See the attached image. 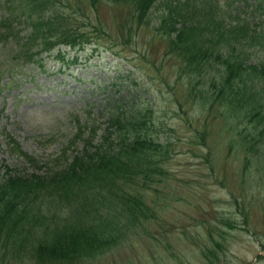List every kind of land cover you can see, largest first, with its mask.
Instances as JSON below:
<instances>
[{
    "label": "trees",
    "instance_id": "obj_1",
    "mask_svg": "<svg viewBox=\"0 0 264 264\" xmlns=\"http://www.w3.org/2000/svg\"><path fill=\"white\" fill-rule=\"evenodd\" d=\"M86 1L96 8L104 0ZM108 1L128 8L125 22L117 24L128 38L139 27H154L153 35L179 60L177 75L185 78L196 109L231 131L245 166L252 165L255 177L264 179V0ZM249 1L252 16L240 9ZM53 3L22 0L20 9L31 19L33 31L17 38L18 51L10 59L39 60L43 51L50 54L60 44L77 48L92 41L99 50L101 43L93 34L111 43L116 37L102 19H88L86 30L77 32L80 25L63 19V12L51 11L48 18L44 12ZM1 36H10V31H1ZM113 105L102 134L97 137L98 130H90L75 141L81 147L70 159L66 150L56 160H42L15 137L6 140L7 151L19 162L0 160L3 259L28 257L46 264L92 259L158 218L148 191L157 190L167 178L164 162L174 142L161 138L153 105L131 104L129 98ZM187 122L194 126L190 117ZM197 133L205 138L206 130ZM226 224L236 225L230 219ZM208 250H203L205 257Z\"/></svg>",
    "mask_w": 264,
    "mask_h": 264
},
{
    "label": "rangeland",
    "instance_id": "obj_2",
    "mask_svg": "<svg viewBox=\"0 0 264 264\" xmlns=\"http://www.w3.org/2000/svg\"><path fill=\"white\" fill-rule=\"evenodd\" d=\"M249 2L240 9L252 16ZM5 7L0 6V15L9 14ZM236 8L237 3L230 5L233 14ZM51 11L63 12V19L80 25L77 32L86 30L88 19H102L116 37L111 43L93 34L100 51L94 52L92 43L78 50L64 47L65 60L55 51L45 56L43 66L29 64L5 74L0 80V142L6 128L42 160H56L66 150L70 159L81 147L75 141L90 130L97 129V137L102 134L113 101L129 98L131 104L153 105L154 118L163 128L158 126V132L163 140H173L174 150L164 162L167 178L157 190L148 191L158 218L95 258L47 264H264V179L255 177L252 165L245 166L231 131L196 109L185 78L177 75L179 60L153 35L154 27H139L128 38L117 26L127 19L128 8L108 0L96 8L86 0H54ZM19 28L26 34L31 24L24 20ZM0 45H5L0 48L2 60L13 47L11 42ZM189 117L194 126L188 124ZM203 129L206 135L200 138L197 132ZM1 159L19 162L5 145L0 146ZM228 219L236 225L228 226ZM0 264L46 263L28 257L3 259L0 248Z\"/></svg>",
    "mask_w": 264,
    "mask_h": 264
}]
</instances>
